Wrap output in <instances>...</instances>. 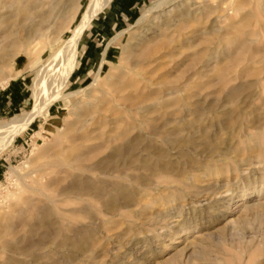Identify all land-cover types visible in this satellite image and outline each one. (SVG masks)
<instances>
[{"label":"rangeland","instance_id":"rangeland-1","mask_svg":"<svg viewBox=\"0 0 264 264\" xmlns=\"http://www.w3.org/2000/svg\"><path fill=\"white\" fill-rule=\"evenodd\" d=\"M159 1L111 0L96 14L61 89L85 91L52 102L0 153V222L12 217L0 264H264V0H171L147 13ZM175 28L182 43L157 75L188 84L186 110L180 102L171 115L114 116L88 153L89 184L83 174L35 173L54 156L56 125L73 119L104 55L113 66L92 90L134 65L136 38ZM23 53L20 73L4 86L0 76V126L35 105L38 58ZM28 174L40 179L33 191ZM42 187L57 205L41 202L31 217Z\"/></svg>","mask_w":264,"mask_h":264},{"label":"bare ground","instance_id":"bare-ground-1","mask_svg":"<svg viewBox=\"0 0 264 264\" xmlns=\"http://www.w3.org/2000/svg\"><path fill=\"white\" fill-rule=\"evenodd\" d=\"M110 1L0 0V76H5L1 84L4 86L9 79L20 73V57L17 56L20 52H31L38 58L33 64L35 69V83L33 84L35 105L29 112L20 117H14L11 123L1 124L0 153L8 148L9 144L16 139L21 131L33 123L36 116H46L50 112L48 108L52 102L62 99L69 101L72 95L85 89V87L80 88L68 92V94L61 92V89L76 69L78 46L85 28ZM170 1L160 0L147 13L168 4ZM219 22L220 19L216 21L218 24ZM167 30L158 32L160 38L159 35H138L139 37L136 38L129 50V54L134 58V65L122 68L120 72L111 75L108 81L103 83L106 89L92 90V86L101 83V80L105 77V66L113 64L107 59L108 53L104 55L101 66L94 80L90 83L91 88L86 91L85 97L87 98L75 104L73 119L66 121L64 125H56L58 138L56 145L59 147H56V150L53 149L54 156L50 161L39 166L40 169L37 167L35 173L44 176L45 174L51 175L54 171L60 172L59 175L55 172L57 175L54 177L51 175L52 179L54 178L57 181L67 176L83 174V184H89L94 172L89 165L90 163L87 164V160L91 158L88 157V153L93 149L92 144L97 140V136H103L104 138L105 135L107 136V127L113 122L116 124L117 118L114 116L119 117L123 110L124 112L126 110L134 111V113L145 117L152 113L163 116L170 114L171 110L176 108L175 105L180 102L184 105V108L190 105L188 102L190 96L186 95L188 84H174L167 74L157 75L159 68L166 62L165 60L172 57L179 48V44L182 43L179 41L180 38L179 40L174 38L178 32L176 28L170 33ZM69 32L71 34L66 38L65 36ZM63 37L64 40H61ZM34 42L36 45L33 46L32 43ZM156 42H159V44L156 45ZM53 45L56 46L51 50ZM162 50L164 51L162 52ZM14 59L18 60L17 66L12 64ZM205 65H208V63H205ZM225 79L226 77H221L219 81L225 82ZM100 86H102V83ZM126 102L128 106L125 107L124 103L126 104ZM174 113L172 112V114ZM124 119L123 121H126L127 118ZM105 144L107 145V143ZM146 162L148 161L145 160L144 164ZM30 174H28L29 181L26 183L25 188L33 191V185L38 184L40 179L35 178L33 175L30 176ZM43 188L45 187L37 189L40 196L36 203L34 201L30 203L31 217H35L36 213L33 208L41 202H47L48 205L54 208L57 205L55 196L48 189ZM11 218L9 215H4L0 222V242L3 241L2 238L5 235V225L7 226L6 223H9Z\"/></svg>","mask_w":264,"mask_h":264},{"label":"crops","instance_id":"crops-1","mask_svg":"<svg viewBox=\"0 0 264 264\" xmlns=\"http://www.w3.org/2000/svg\"><path fill=\"white\" fill-rule=\"evenodd\" d=\"M112 1H114V2H124V0H112ZM132 1H140V2H142V1H147V0H130V2H132Z\"/></svg>","mask_w":264,"mask_h":264}]
</instances>
